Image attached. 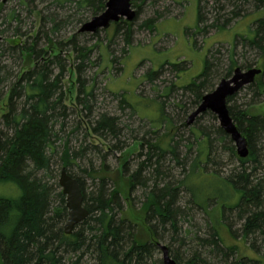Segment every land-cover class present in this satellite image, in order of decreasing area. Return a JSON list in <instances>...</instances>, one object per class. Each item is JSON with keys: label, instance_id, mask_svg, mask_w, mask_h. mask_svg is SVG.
Returning <instances> with one entry per match:
<instances>
[{"label": "trees", "instance_id": "obj_1", "mask_svg": "<svg viewBox=\"0 0 264 264\" xmlns=\"http://www.w3.org/2000/svg\"><path fill=\"white\" fill-rule=\"evenodd\" d=\"M197 1L198 34L208 33L209 29L222 30L241 13L239 7L234 4L235 8L228 19L221 21L217 18L212 24L201 28L206 22L204 0ZM233 1L235 0H230ZM215 2L219 3V0ZM243 2L254 3L257 10H264V0ZM106 3L107 0H59L57 6L63 9L66 4L74 5L78 15L89 11L88 17L80 16L76 20L78 29L90 18L101 15L105 11ZM5 21L8 26H17L13 36L9 40L4 39L3 44H0V60L8 55L18 56L23 68L18 74L11 76L12 71H8L7 65L0 63V184L12 185L20 192L17 197H0V264H147L153 251L158 248L159 241L164 237L166 227L170 226L175 236L180 233V219L188 212L179 206L183 193L188 195V202L197 209L195 211L202 213L207 219L205 237L200 234L192 237L190 242L195 241L198 250L196 249L184 264H264V172H261L263 161L256 148L257 139L264 135L263 116H249L245 111L238 110L235 105L230 106L238 93L228 99L230 115L247 137L250 153L244 159L237 156L240 167L225 178L217 172L207 171L209 155L212 152L210 135L191 128V135L198 134L196 142L200 141L198 155L191 160V164L189 163L184 180L175 186L172 183L160 182L162 177L167 176L162 173L161 164L167 155H171L177 166L186 169L188 157L180 158V142H177L176 134L173 135L174 119L167 114L165 104L158 103V118L152 120V134L157 136V140L155 144L151 141L146 142L144 146L141 144L143 148L147 146L148 149L146 160L139 164L136 172L129 174L127 182L128 194L139 186L145 193L146 219L143 217V221L148 224V230L147 238L143 241L135 234L136 224L124 216V188L118 187L115 176L103 166L98 173L95 172L98 177L91 175L96 181V186L93 192L88 193L84 181L72 171L74 160L78 157L84 159L85 148L75 151L70 143L66 142L61 152L58 151L57 142L61 140V134L64 132L68 112L64 90L66 75L74 65L79 85L77 105L88 111V116L93 115L91 103L95 94L94 90L86 85L85 74L92 65L93 54L99 46L89 47L83 44L80 40L89 34L80 33V29L72 31L74 34L66 41L55 42L51 38V35L64 31L66 26L72 24L71 16L67 13L63 17L57 12L45 17L37 37L32 38L31 43H23L19 38L24 34L19 28L21 18L15 11L10 13ZM155 23V19H150L143 23V27L153 30ZM115 26L117 34L124 28V41L126 46L130 47L133 23L122 21ZM41 37L47 40L43 47H40ZM241 37L247 46L261 52L263 59L259 63V69L263 72L253 84L247 86L249 89H255L256 94L261 96L264 89V15L256 20L255 30H250L248 35ZM236 44L237 39L226 68L216 66L212 56L208 55L203 72L183 86V91L192 98L189 109L180 108L183 115L197 108L203 97L213 91L214 78L217 81L229 79L237 68L251 69L248 65H239L235 58ZM125 51L124 49L123 53ZM116 62L117 58L113 55L111 63ZM185 63L165 64L171 65L174 72H182ZM163 67L164 64L159 70L148 72L146 79L153 82L162 73ZM174 89L175 85L169 89V93ZM121 98L122 105L127 104L126 97ZM128 105L132 114H137L136 107L131 103ZM182 126L186 124L183 123ZM90 127L96 136L119 140L121 130L116 117L102 114ZM162 129L166 132L159 138ZM218 134L221 136L220 140L225 143L227 134L221 128H218ZM228 149L236 156L233 147ZM115 150L121 151L122 148L117 145ZM58 154L63 168L79 181L85 207L90 212L89 217L78 225L71 235L64 232V224L68 218L65 196L62 192H57L48 180L57 174L53 164L54 157ZM140 156L142 157V154ZM153 163L158 167L153 188L148 191L150 187L141 177ZM250 164L253 168H250ZM202 175L212 176L219 182L230 185L239 196L237 203L220 209L216 198H208V203L203 200L202 192L190 186L191 179ZM230 217H234L240 224L243 239L246 242L251 241L249 249L254 256L240 257L236 245H226L221 231L226 230L235 239L232 226L228 224ZM186 240L189 242L186 237L180 241L184 245ZM257 242H260L258 246ZM168 248L176 263L182 264L173 248ZM158 264H163V261Z\"/></svg>", "mask_w": 264, "mask_h": 264}, {"label": "rangeland", "instance_id": "obj_2", "mask_svg": "<svg viewBox=\"0 0 264 264\" xmlns=\"http://www.w3.org/2000/svg\"><path fill=\"white\" fill-rule=\"evenodd\" d=\"M58 1L8 0L7 3H3V0H0V44H3L4 39L9 40L13 36L17 24L8 26L5 20L14 11L21 18L19 28L24 36L19 38L23 43L27 41L31 43L32 38L37 37L43 25V19L56 12L61 17L66 13L69 14L72 24L66 26L64 31L51 35V38L55 42L68 40L84 25H80L77 29L76 20L80 16L88 17L89 11H83L80 13L81 15H78L74 5L66 4L61 9L57 6ZM234 4L239 7L241 13L229 26L222 30L209 29L208 33L198 34L197 0H133V9L139 12V15L132 22L133 38L130 47H127L124 41V28L117 34V27L113 24L108 30L96 33L97 36L89 34L86 38H82L80 41L89 47L99 46L93 54V63L85 74L86 85L88 88H92L95 94L94 101L91 103L94 113L91 116L87 115L88 111L77 105L76 97L79 85L74 65L66 75L64 90L68 112L64 132L61 134V140L57 142L58 151L61 152L66 142L70 143L71 148L75 151L85 148L84 159L76 158L72 171L84 181L88 193L93 192L96 186V181L91 175L98 177L95 172L98 173L103 166L111 175L115 176L114 179L118 181V187L124 188V216L136 224L135 234L143 241L147 238L148 230V224L143 221V217L146 219L145 193L139 186L134 192L128 194L127 182H129V174L136 172L139 164L146 160L145 155L148 149L147 146L143 148L141 144L144 146L149 141L155 144L157 140V136L152 134V120L158 118V103L165 104L167 114L174 119L173 135L176 134V140L180 142L178 148L180 158L188 157L187 168L182 169L175 164L171 155H167L161 164L162 173L167 176L161 178V183L178 185L187 175L191 160L197 157L200 141L196 142L198 134L191 135V128H195L197 132L202 130L211 137L212 152L209 155L208 172H217L225 178L240 167L236 146L228 135L225 143L220 140L221 136L218 134L220 123L213 113L208 112L198 117L191 127H187L182 124H186L190 114L197 108L187 115H183L180 109L181 107L189 109L192 102L191 95L183 91V86L192 82L203 72L208 55L212 56L216 66L226 68L236 39L235 58L239 65H248L251 69L259 68V63L263 59L260 56L261 52L247 46V43L241 39V35L246 36L250 30H255L256 20L264 15L263 9L257 10L254 3L245 4L243 0L233 2L219 0V3L215 0H204L206 22L201 25V28L212 24L217 18H220L221 21L228 19L235 8ZM150 19L156 20L153 30L143 27V23ZM90 20L91 18L87 22ZM123 21L125 22V19ZM2 32L4 33L1 35ZM46 42L47 40L41 37L40 47L45 46ZM124 49L126 51L123 53ZM113 55L117 58L116 63H111ZM73 58L74 56H72ZM182 62H186L182 72H174L171 65L165 64H181ZM0 63L7 65L8 71H12L11 76L18 74L23 68L18 56H4ZM162 64H164L161 69L162 73L153 82L148 81L145 77L146 74L153 70H159ZM242 70L248 71V68ZM213 80L214 91L222 80L217 81L216 78ZM173 85H175V89L169 93V89ZM121 96L126 97L127 104L122 105ZM128 103L136 107L137 114H132ZM233 105L238 110L245 111L249 116L264 117V89L262 95L258 96L255 89L243 88L237 94L234 102L230 104V106ZM102 114L118 118L121 130L119 140L112 137L104 139L92 133L90 125ZM1 124L0 119V128ZM165 132L162 129L159 132V138H162ZM117 145L122 148L121 151L115 150ZM191 145L192 149L189 151ZM224 145L226 146L224 147ZM228 147L234 148L236 156L229 149V151L227 150ZM256 148L263 161L261 172H264V135L257 139ZM59 157L60 154L54 157L53 164V169L57 174L55 173L48 180L57 192H62L59 178L63 166ZM249 166L253 168L252 164ZM157 167L153 163L142 174L141 179L147 181V186L150 187L148 191L153 188ZM123 168L126 169V172L125 169L123 172ZM190 186L201 191L203 195L201 197L207 203L208 198L211 200L216 198L220 209L234 205L239 198L230 185L221 183L208 175L191 179ZM112 187L113 183L111 182L110 189ZM18 194L20 192L14 186L0 184V197H17ZM181 196L182 200L179 206L188 212L183 219H180V233L175 236L170 226L166 227L164 237L159 241V244L173 248L176 255L178 254L177 256L180 257L181 263L184 264L189 261L193 252L198 250L195 241L190 242L192 237L194 238L198 234L205 237L207 219L205 215L195 211L197 209L188 202L189 197L186 193ZM228 224L232 226L235 239L226 230L221 231L226 245H236L240 257L254 256L249 249L251 241L246 242L243 239L241 226L236 219L230 217ZM184 237L189 242L186 240V244L183 245L180 240ZM259 244L260 242H257V246ZM162 261L163 252L158 247L153 251L147 264H158Z\"/></svg>", "mask_w": 264, "mask_h": 264}, {"label": "water", "instance_id": "obj_3", "mask_svg": "<svg viewBox=\"0 0 264 264\" xmlns=\"http://www.w3.org/2000/svg\"><path fill=\"white\" fill-rule=\"evenodd\" d=\"M7 2L8 0H3V3ZM136 17L137 12L133 9L132 0H108L105 11L85 23L79 31L80 33L96 34L101 30H108L112 24L119 25L123 19L132 23ZM262 72L259 68H252L248 71L237 68L230 79H223L213 92L203 97L201 104L188 117L186 126L191 127L198 117L207 112L213 113L219 120L220 128L234 142L237 155L243 159L247 158L250 153L248 139L233 121L227 101L243 88L253 84ZM59 185L62 188V194L66 197L68 210L64 232L66 235H71L74 229L89 217L90 212L85 207L79 181L70 176L66 168H62L60 172ZM158 247L163 252V264H177L171 257L167 246L159 244Z\"/></svg>", "mask_w": 264, "mask_h": 264}]
</instances>
